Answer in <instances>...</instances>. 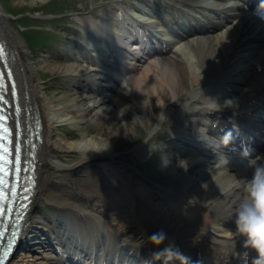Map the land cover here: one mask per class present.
Here are the masks:
<instances>
[{"label":"bare ground","instance_id":"6f19581e","mask_svg":"<svg viewBox=\"0 0 264 264\" xmlns=\"http://www.w3.org/2000/svg\"><path fill=\"white\" fill-rule=\"evenodd\" d=\"M123 1L117 0L120 10L125 9ZM145 1L153 3L152 0ZM159 1L161 3L158 8L166 9L178 7L189 0ZM233 11V8L228 9L230 13ZM4 12L0 6V35L9 50V59L19 84L23 108L21 118L28 122L31 115L37 113L41 119L42 140L38 144L36 156L37 184L28 211L25 235L37 215L43 191L50 189L52 191L45 204L51 223L60 232L74 233H78V225H88L90 237L82 240L78 235L75 239L83 242L82 246L88 248L87 253H93L97 246L105 249L109 261L112 258L119 260L116 264H134L136 258H152V253L165 247L169 241H174L180 251L190 258L191 264L196 250L216 249L218 243H244L245 237L236 233L235 215L228 219V214L234 213L241 201L248 199L247 180L252 179L254 172L245 175L238 168L213 169L214 165L197 163L195 159L185 156L179 157L181 154L173 147L181 149V144L188 140L194 141V138L204 143L200 133L205 129V121L194 118L196 113L205 110H197L204 102L199 99L202 96L201 86L209 84L221 71L232 51L236 52V57L245 54L242 51L248 44H242L244 40L253 38L256 33L258 38L264 39L263 24L244 15L220 32L209 34L215 31L211 27L203 35H193L185 42L177 43L175 48L157 60V65L153 62L150 63L152 66L142 67L136 72L137 67L127 69L130 74L127 79L123 78L124 74L123 77L119 75L116 65L105 64L104 61L110 62V59L102 49H96L99 43L85 41L95 49L91 51L86 44L89 49L86 53L91 55L90 59L84 57V61H81L78 58L81 57L80 50L71 48L73 55H67L66 62L57 64L49 59L41 61L40 68L50 72L61 71L63 83L71 88L61 96L51 97L40 81L37 66L27 57L24 41L17 30L8 26ZM77 19L90 33H94L90 29L100 32L102 24L106 26L102 32L108 37L120 32L117 27L113 29L116 26L113 20L97 23L87 17ZM109 31L112 33L109 34ZM78 49L83 48L79 46ZM263 51L264 42L257 51L250 48L247 52L255 54ZM235 56L232 55V58ZM229 66L233 67L232 64ZM238 68L236 65V70ZM243 72L238 71L240 74ZM111 76L121 77L117 83H113ZM262 76L264 78V73ZM238 81L245 85L242 78ZM183 95L186 98L180 102ZM82 99L86 101L81 102ZM108 99L112 102L108 103ZM126 112L144 118L158 115L156 128L170 114L180 123V128L177 127L171 133L174 137L158 147L146 150L139 143L132 151L140 159L147 158L153 150L157 154H166V157L176 151L177 155H173L175 162L171 163L173 170L177 171L175 176L182 173L178 186L156 187L133 164L121 160L119 153L115 152L116 141L129 137ZM85 121L94 125L95 133L83 131L82 135L87 133L90 137L86 138H91L101 146L109 142L108 150L87 154L79 149L78 142L84 137L71 139L64 132L58 133L56 130V126L65 122L77 125ZM73 152L79 153L77 161H65L58 155L66 156ZM50 172L62 179L55 181L57 183L53 184V188L48 183ZM236 179L242 180L241 187L232 189ZM212 211L213 215L210 214ZM222 225L228 227L221 228ZM161 230L167 235L164 244L157 247L149 243L148 237ZM99 232L103 233L104 239L99 237ZM39 245L47 253V243L42 240ZM30 247L26 240L20 253L15 251L6 264H57L54 257L43 252L34 250V254H31ZM130 250L134 257L127 254ZM237 250L235 248L233 252ZM235 253L237 257L241 255V252ZM171 262L180 264L178 260Z\"/></svg>","mask_w":264,"mask_h":264},{"label":"rangeland","instance_id":"374dc122","mask_svg":"<svg viewBox=\"0 0 264 264\" xmlns=\"http://www.w3.org/2000/svg\"><path fill=\"white\" fill-rule=\"evenodd\" d=\"M111 0H0V6L5 10L7 16V24L10 28L17 30L20 37L24 41L27 48V57L37 66V73L42 82L45 91L49 96H61L65 92L71 90L63 83L62 72H50L46 69L40 68L41 61L54 60L55 63L66 62L65 61V50H69L65 46V42L68 41L67 36H70L73 31H76L77 17L83 18L92 15H98L102 12L103 8L108 10V7L112 6ZM62 13L61 16H57L58 22H47L44 19L52 18L50 13ZM46 13V14H45ZM32 15V17L30 16ZM31 18L30 20L28 19ZM33 18V19H32ZM42 20V22H36L32 20ZM40 28V29H39ZM48 30V31H47ZM42 32V33H41ZM51 34V35H50ZM70 34V35H69ZM43 45L37 48L31 49L34 43H41ZM30 47V48H29ZM63 48V49H62ZM146 65V64H145ZM142 65V66H145ZM142 68V67H141ZM137 68L134 72H136ZM75 92L77 91L74 90ZM78 94L80 92H77ZM185 96L183 95L179 101H183ZM82 99L81 102H85ZM109 99L108 103H111ZM157 116H150V118L135 116L131 112L125 113L127 122V128L129 131V137L125 140L119 138L115 144V152L119 153L120 159L133 164L152 184H158L161 188H168L172 186H178L179 180L182 176H175V170H173L170 162L165 163L164 157L161 156V160L153 161L151 156L150 160L140 161L133 151V147L137 144H142L143 148L151 149L168 138V134L173 130L175 119L173 116L162 119V124L156 128ZM78 125V126H77ZM69 126L58 125L56 130L58 133L64 132L71 139H80L90 137L88 134H94V125L88 121L81 122V124ZM87 131L86 134L82 135V132ZM154 154V153H152ZM62 160L68 159L71 161H77L80 156L79 153L73 152L63 156L58 154ZM175 176V177H174ZM180 177V178H179ZM59 177H55L53 172L49 173L48 183L53 188L55 181H61ZM55 187V186H54ZM62 187V186H58ZM56 189V188H55ZM62 190V189H61ZM50 189L44 190L41 197L39 206L45 207V202L51 194ZM57 193V190H54ZM47 210V207H45ZM35 240V241H34ZM37 239H32L29 242L35 243ZM31 254H34L39 249L37 244H33L30 247ZM33 250V251H32ZM23 252V251H22ZM46 255L51 256V253L44 252ZM20 253V251L18 252Z\"/></svg>","mask_w":264,"mask_h":264},{"label":"clouds","instance_id":"9594fccd","mask_svg":"<svg viewBox=\"0 0 264 264\" xmlns=\"http://www.w3.org/2000/svg\"><path fill=\"white\" fill-rule=\"evenodd\" d=\"M214 103L217 106L210 111H219L222 107L227 108L234 106V101L232 99L225 100L223 106L218 105L215 101ZM220 138L223 146H227L232 139V132L228 131ZM78 143L79 149L87 154L89 152L100 153L106 151L110 146L109 142L107 145L101 146L94 143L91 138H84ZM242 154L246 158L250 156L248 150H245ZM87 159L88 156L86 160ZM261 159L262 157L257 156L254 159L248 160L249 166L254 168L252 179H244L247 180L248 199L241 201L234 213L229 212L228 214V219L233 215L236 217V233L245 237L244 247L246 249L255 250L257 254L256 257L253 258L252 264H264V165L258 163ZM222 163L224 166L229 163V159L226 155H223ZM240 181L242 180L236 179V182L231 186L232 189H239L241 187ZM166 239V233L161 230L151 234L148 237V242L159 247L161 244H164ZM141 243H139L137 247H139ZM235 246L236 242L232 245L233 249H235ZM232 254L236 255L235 251ZM244 255L247 256L248 252H245ZM152 259L163 261V264H169V262L176 260H178L180 264H191L190 258L180 251L174 241H169L165 247L152 253ZM145 264H147V262H145Z\"/></svg>","mask_w":264,"mask_h":264},{"label":"snow or ice","instance_id":"6c2138e0","mask_svg":"<svg viewBox=\"0 0 264 264\" xmlns=\"http://www.w3.org/2000/svg\"><path fill=\"white\" fill-rule=\"evenodd\" d=\"M3 54H4V50L3 47H0V59L3 58ZM8 76L11 77V73H8ZM3 79V74H0V82H2ZM0 99H3V97H0ZM6 120V117L0 115V129L3 130V132H7L8 129L7 127L4 125V121ZM0 139H5V137L0 136ZM17 151V157H16V162L17 164L19 163V148L16 149ZM8 152V148L5 147L3 144H0V217L5 215L6 212V208L5 205L3 203L4 200L7 199V193L5 191L6 188V181H5V175H6V171H5V155ZM17 171H19V168L16 169ZM3 233H0V236H2ZM13 235L15 236V232L13 233ZM0 264H3L2 261H0Z\"/></svg>","mask_w":264,"mask_h":264}]
</instances>
